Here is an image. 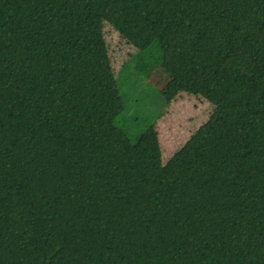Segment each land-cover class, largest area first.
<instances>
[{"label":"trees","instance_id":"16d2710c","mask_svg":"<svg viewBox=\"0 0 264 264\" xmlns=\"http://www.w3.org/2000/svg\"><path fill=\"white\" fill-rule=\"evenodd\" d=\"M182 91L214 109L163 163ZM0 264H264V0H0Z\"/></svg>","mask_w":264,"mask_h":264},{"label":"rangeland","instance_id":"374dc122","mask_svg":"<svg viewBox=\"0 0 264 264\" xmlns=\"http://www.w3.org/2000/svg\"><path fill=\"white\" fill-rule=\"evenodd\" d=\"M102 33L114 72L118 75L120 72L122 73V64L134 50V47L126 42L107 21H103ZM161 78L162 75L158 73L156 77L153 76L150 79L153 86V90L150 92L155 96L160 94L159 82ZM120 83L123 89L119 91L121 96L126 99L128 95L133 100L128 106L129 115H132L138 109V104L135 102L136 99H133V95L125 90L127 88L123 85L124 78H121ZM149 97L150 100L144 98L139 111H143L148 118H152L158 105L154 102L155 99L152 102L151 94ZM213 109L214 105L205 97L188 91H182L170 100L168 106L155 121V130L160 140L161 161L163 163L209 118ZM208 192L217 196L237 198L242 193V187L227 174L219 173L208 185Z\"/></svg>","mask_w":264,"mask_h":264}]
</instances>
